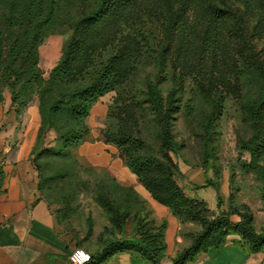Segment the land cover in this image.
I'll use <instances>...</instances> for the list:
<instances>
[{"label":"trees","instance_id":"16d2710c","mask_svg":"<svg viewBox=\"0 0 264 264\" xmlns=\"http://www.w3.org/2000/svg\"><path fill=\"white\" fill-rule=\"evenodd\" d=\"M191 10L204 19L205 37L211 34V40H215L227 32L238 38L244 64L239 67L236 61L233 73L238 80L243 77L244 83L252 74L257 80V96L243 100L252 129L245 146L251 155L248 167L258 169L264 182V166L259 162L264 154V53L258 50V43L264 38V0H0V80L9 89L18 115L35 97L39 98L41 121L32 154L51 131L61 143L59 154L83 144L90 133L88 118L93 107L114 91L129 95L127 87L139 75L146 52H155L158 65L165 66L173 43L177 38L181 43L185 36ZM155 26L162 34L159 39L152 36ZM59 30L67 31L68 37L60 60L44 79L39 48ZM135 93L139 94L138 100H116L119 125L106 142L121 150L126 167L152 199L169 208L178 220L185 216L200 226L194 234H186L190 244L177 253L172 264H189L199 253L223 247L232 229L248 241L251 253L262 250L264 231L256 230L254 214L248 207L210 218L208 204L186 196L176 183L179 167L171 153H179L173 134L174 115L181 105L177 93H164L160 80L150 79L144 90L137 85ZM146 107L161 144L159 157L143 152L138 112ZM213 107L218 109L215 100ZM213 114L210 124L214 122ZM216 191L221 198L218 187ZM99 200L112 223L123 230L130 212L105 203L106 197ZM234 214L240 217L235 223L231 221ZM88 224L87 237L91 238V216ZM167 226V221L158 228L140 225L136 239L110 242L92 258L136 251L153 264H161L167 250ZM76 248H82V244Z\"/></svg>","mask_w":264,"mask_h":264},{"label":"rangeland","instance_id":"374dc122","mask_svg":"<svg viewBox=\"0 0 264 264\" xmlns=\"http://www.w3.org/2000/svg\"><path fill=\"white\" fill-rule=\"evenodd\" d=\"M199 15L192 10L188 13L185 36L181 43L178 38L173 43L165 66L158 65L155 52H146L139 75L127 87L129 95L114 91L100 99L97 114L93 112L88 118L90 133L85 142L66 149L63 155L58 153L61 143L53 131L47 134L34 154L35 140L29 150H23L28 146L26 141L31 136V122L34 109H39V98L35 97L26 111L18 115L9 89L0 80V161H32L42 197L49 203L58 223H71L72 235L82 242L85 250L87 247L101 250L110 242L136 239L140 225L158 228L166 221L160 216V206L170 212L152 198L143 199L133 188L120 184L108 168L95 166L80 154L84 144L102 142L113 151L112 161H122L126 167L121 150L106 139L113 137L111 133L119 125L116 100H138L137 85L139 90H144L148 79L160 80L163 92L175 91L181 103L173 125L179 153H171V156L179 167L174 179L184 194L206 202L210 218L224 212L244 211L248 207L254 214L256 230L264 231V182L258 169L248 167L251 155L245 142L251 138L252 129L243 106V100L257 96L258 83L253 74L244 83L243 77L238 80L233 73L236 61L239 67L244 64V59L239 56L238 38L227 32L216 36L215 40H211V34L205 37L207 26ZM152 36L162 37L160 28L155 26ZM67 37V31L59 30L40 46V68L44 79H48L51 69L60 60ZM258 50L264 53V38L258 43ZM223 76L226 77L224 80ZM213 100L217 110H214ZM213 112L214 122L210 124L209 117ZM138 113L143 152L159 157L161 144L151 112L146 107L140 108ZM259 162L264 166V154ZM3 175V166H0V180ZM102 197L108 199L105 203L111 202L119 210L130 212L123 230L112 223L109 212L101 206L99 199ZM90 216L94 225L91 238L87 237ZM239 220L237 214L231 216L233 223ZM178 221L187 233L194 234L200 229L185 216ZM230 236H237L239 238L234 239L248 244L234 229Z\"/></svg>","mask_w":264,"mask_h":264},{"label":"crops","instance_id":"0c3cea01","mask_svg":"<svg viewBox=\"0 0 264 264\" xmlns=\"http://www.w3.org/2000/svg\"><path fill=\"white\" fill-rule=\"evenodd\" d=\"M98 105L93 107L91 114H97ZM40 121L39 109H34L31 136L24 151L34 143ZM108 150L109 147L102 142L86 143L80 154L93 165L108 168L120 184L133 188L140 197L150 200V193L138 178L123 166L122 161H112L113 151ZM0 166L4 172L0 180V264H71V252L82 242L72 235L71 223H58L49 203L41 195L32 161H0ZM158 211L168 222L165 232L167 250L161 264H172L173 258L188 247L190 241L186 238L185 227L176 217L161 206ZM234 238L239 237L229 236L223 247L201 252L189 264H264V248L251 253L246 244ZM87 250L91 255L100 251L88 247ZM89 264L153 263L136 251H123L105 259L93 256Z\"/></svg>","mask_w":264,"mask_h":264},{"label":"built area","instance_id":"2783aa9c","mask_svg":"<svg viewBox=\"0 0 264 264\" xmlns=\"http://www.w3.org/2000/svg\"><path fill=\"white\" fill-rule=\"evenodd\" d=\"M71 264H89L93 258L90 252L84 248L74 249L69 256Z\"/></svg>","mask_w":264,"mask_h":264}]
</instances>
